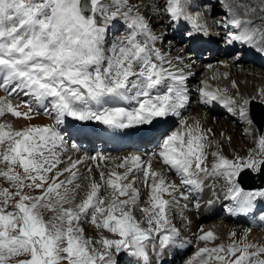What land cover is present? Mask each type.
I'll use <instances>...</instances> for the list:
<instances>
[{
    "label": "snow or ice",
    "instance_id": "6c2138e0",
    "mask_svg": "<svg viewBox=\"0 0 264 264\" xmlns=\"http://www.w3.org/2000/svg\"><path fill=\"white\" fill-rule=\"evenodd\" d=\"M239 7L245 8L243 16ZM224 8L229 43L264 52V15L257 24L250 18L257 9L246 0H224ZM153 11L166 14L170 26L183 25L189 40L211 35L195 0H162ZM121 22L125 34L106 47L109 27ZM149 24L126 0H0V90L8 97L23 95L28 108L20 112L0 98V116L31 120L33 112H43L55 120L54 126L22 130L0 125V178L12 189L0 188V264H121L117 257L127 255L135 264H148L149 247L161 253L179 235L171 226V207L177 194L187 199L181 188L200 187L201 174L224 179L229 213H247L257 198L264 200V189L246 191L239 180L245 171L264 173V137L247 160L213 153L217 159L209 168L207 134L182 115L191 102V66L157 47L162 38ZM199 92L204 104L233 103L207 85ZM239 114L245 116L243 107ZM177 117L180 128L166 127ZM69 121L152 136L156 147L147 160L130 155L107 174L101 170L97 181L79 172L82 160L64 159L61 126ZM153 159L174 171L179 185L155 170ZM138 184L148 191L147 207ZM134 210L144 214L143 221ZM85 221L111 238H86ZM216 238L211 231L198 237L206 245ZM262 256L264 246L233 239L227 246L199 248L188 264H264Z\"/></svg>",
    "mask_w": 264,
    "mask_h": 264
},
{
    "label": "bare ground",
    "instance_id": "6f19581e",
    "mask_svg": "<svg viewBox=\"0 0 264 264\" xmlns=\"http://www.w3.org/2000/svg\"><path fill=\"white\" fill-rule=\"evenodd\" d=\"M126 2H128V0H126ZM155 2H156V0H149V2L145 3V7L142 8L143 13H144L143 15L146 16V18L149 20L150 24H155V28H158L159 32H161L160 36H164L166 33H164L162 30H160V27L158 26L161 24L163 17L160 15H156L155 12L153 11V6L156 4ZM216 2H217V0H213V3H211V4L207 3V5L203 6L202 0L195 1L196 10L202 15L203 19L205 21H207V24L209 25V27L212 28V30L210 31V28H209V31L211 33L210 37H205L203 39H196V40H194L195 42L193 44L190 43L191 47H192V45H194L193 47H195L192 51L194 53L190 54L192 56V58L188 57L189 54H184V48L182 47V45H180V44L178 45V42L173 43L170 40L169 42L165 41V42L159 43L157 41V47L161 48L162 51H164L165 53L170 54L173 59H175L178 56H183L184 57V64L192 65L189 70L193 71L194 73L188 79L187 87L189 90L190 98L191 97H194V98H193V101L190 100L191 103L193 102L192 106H190L188 104L187 108L183 111V112H188L187 113L188 119L187 120L185 119L187 124L192 125V126L199 124V126L207 134V137L210 140L215 141L216 146L219 148V151H221L222 153H224L226 155H229V159H231V160H236L237 158L245 159V156L248 154L249 151L251 152L250 155L256 154L255 150L256 149L259 150V147H260L259 141H253L251 143L252 138H260V137H258L259 135L257 134L256 128L254 126L255 124L252 122V119L250 116V103L253 102V100L264 101V81L262 83H253L252 84L251 82H247V81L245 82L244 79L242 78V76H244L246 74H248V76H249V74H252V72H254V69L244 67V65L248 59L250 60L248 62L252 63L253 66H256L257 68H260V71L264 68V58H262L260 56V54H262V53L264 54V52H261L259 49L253 50L251 48L241 46L240 48L242 49L243 54L245 53L243 56L244 59H242L239 63H237V62L234 63V62H232L233 60H231L229 62L228 60L226 61L225 59H223V57H219L220 60L219 59L218 60L222 61L224 63L221 64V62H219L217 60H215V62H213L212 64L209 63V65H210L209 69H211L210 71L212 72L210 74V76H207L206 78L203 77L201 79L200 86L197 87L194 84V82L192 80H193V77L196 76L195 71L200 69V68L206 67V65L203 64L202 59H200L201 57L200 58L198 57L199 56L198 53H200V50L202 49V47L205 44H207L209 46V48L205 50L207 53L211 52L210 48H213L214 51L216 50V48H215L216 40L215 39H218V36H217L218 34L216 35L213 32L217 33L216 32V30H218L217 29L218 28L217 27L218 26L217 21L219 19H227V18H224L223 16H221L222 14H225V11H223V13H220L221 15L218 16V13H219L218 8L220 6L215 5ZM247 4H250L251 6H253L254 8L257 9V11L250 18L253 19L254 21H256L257 24H259L260 17L262 15H264V12L259 11V9L264 8V4L261 3V0H251V1L247 2L246 5ZM198 7H201V8H198ZM140 9H141V7L137 8V10H140ZM211 9H212V12H211ZM236 11L239 12L241 15H244L245 8L239 7L236 9ZM210 16H211V20L208 19V17H210ZM219 25L223 26L224 24L220 23ZM109 28H111V27H109ZM151 30H153V29H151ZM258 55H259V57H258ZM219 64H220V66L223 65V69H220ZM210 71L208 70L209 73H210ZM208 72H207V75H209ZM233 74H236L235 76L236 77L238 76V78H236V77L234 78ZM200 75L201 74H199V76ZM256 75H257V73H256ZM256 75L254 78H256ZM229 76H232V77L229 78ZM248 76H247V79H248ZM263 76H264L263 74L259 75V77L261 79L263 78ZM208 78L211 80V84H209L210 82L206 81ZM235 79H237V80H235ZM205 85H207V88L209 90L215 91V92H217L218 95L232 100L233 103L231 105H225V104H222L220 101H215V102H209L208 104H204L202 102L201 97H200L199 90L201 88H204ZM220 86H222L223 88H225L227 90L233 91L236 95L241 96L240 100H242V99L244 100L242 102V104L244 105L242 107L245 111L244 117L240 116V114H239L240 111L238 112V115L235 117V114L237 111L236 110L237 106L235 107V101L231 96H230L231 97L230 98L229 96L227 97V95H224L223 94L224 91L222 93V89L221 90L218 89V88H220ZM259 91H261L260 95H258ZM228 93H229V91H228ZM6 96H7V93H4L3 90H0V98L7 99ZM230 107L232 108V111H229ZM225 110H227V111L225 112ZM22 111L27 112L28 108L26 106H22ZM224 112L227 115L224 114ZM6 117H9L11 119H15L10 113H6L4 116H0V120L2 118H6ZM218 120H220V121H218ZM218 122L220 125H218ZM11 124H14V126H16L18 128H26L30 125L54 126L55 120L54 119L50 120L49 117H46L43 114H40V113L37 114V113L33 112L31 120L23 118L21 121L13 122ZM93 125H96L99 128L97 131L98 132L97 134H100L103 136H104V134L108 135L109 133L112 135H117V138L114 139V141L116 143H112L110 146H108V148H110L112 150L116 151L123 144L135 143V141H121L122 138H120V136H119L121 132H113L111 130H105L103 127H101L98 124L92 123V124H89L87 127H79L78 128L77 125L71 121L66 122L65 125L61 126V128L64 130L63 131L64 142L71 135H74L76 137H82L84 135L92 136L93 134L90 135L89 133H87V130L89 128H91ZM94 136H96V135H94ZM105 140H108V138H105ZM255 140H257V139H255ZM73 145H75V144L73 143V144H71V146L67 145V147H65V151H64L65 161H67L68 157H71L72 160H76V159L82 160L83 163H81L78 166L79 172L81 174H84L85 176L90 175L92 178H94L97 181H99V172L101 170L107 174L110 170H112L115 167L116 164L121 162L122 158L128 156V155L122 154V155H115V156H107L106 157V155L104 156L102 154H97L95 157H105V159L93 160V159H91L89 152H91L92 149L94 148L92 146V145H94V143H90L91 150L89 149V146L86 145L88 147L83 148V150L77 151L73 148ZM240 146H244V147L248 146V148H250V149H249V151L247 150L246 153L242 155L241 153H238L239 149H241ZM105 147H106V145H105ZM205 151H206L207 155H209V153H211V149L209 148L208 145H207ZM150 153L151 152H149L148 154H150ZM148 154L146 157L143 156L142 158L147 160L149 158ZM160 164H162V162H160L159 160H157V159L152 160V166L155 170L162 172L169 182H174V183L179 185L180 182L176 181L175 179L169 180L168 174L174 173V171L169 170L164 165L162 167ZM88 169H91L90 174L88 172ZM118 171H123V170L118 169ZM175 176L178 177L176 174H175ZM212 178H213V176H207V175L201 174V185H200L201 189L200 190L198 188L192 189L191 193L195 196L199 195V197L203 198L206 194V191H207L206 187H207L208 183L212 180ZM81 183L84 185H87L88 180H83V181H81ZM223 183L224 182L220 181V182H218V185L224 186ZM5 185L7 188L11 189V186L9 184H5ZM137 187L141 188L142 195L146 194L148 196V191L146 188H144L143 185L138 184ZM182 191H189V190L182 188ZM246 191H253V190H246ZM101 194L104 195L105 193L103 194V191H102ZM82 195H83V192H81V196ZM186 196L189 197L190 195H186ZM165 197H167V196H165ZM209 197H211V194L209 195ZM147 199H148V197L146 198V200ZM223 199H224V196L222 197V200ZM204 201H206V200H204ZM200 203H203V202L201 201ZM185 205H187V204H185ZM188 205L191 206L190 203ZM219 205L220 204L217 202V199H216L210 203H204L202 205L192 206L191 209H188V210H180V212L183 211L184 216H183V218H181V216L178 217L177 221H179L182 224L186 223L185 222V216H191L193 214L192 217L194 219H192V222L190 223V225H188L189 227L187 228L188 229L187 235H189V237L187 238V241L181 242L180 245H178L179 242L175 239L174 245L172 244V246L166 248L167 249L166 256H169L172 254V253L171 254H168V253L170 252V250L175 249V247H174L175 244L179 247H182L183 245L189 244V242H191V241L196 242V239L200 236V234L197 231L198 228L199 227L203 228V223L209 217H213L219 213V210H218ZM146 207H147V205H146ZM254 210H255V213L260 211V210H264V200L257 198L256 201H254L252 208L247 213H242V214L244 215V217L245 216L249 217V214H251ZM196 212H197V215H196ZM133 214L136 217V219L138 221H140L137 210H134ZM142 216L144 217V215H142ZM231 219H232L231 214L227 213L224 216V219H221V220L226 221L227 224L229 223L228 224V227H229V226H231L230 225ZM238 219H240V218H237L235 216L234 220L236 221ZM234 225L232 228H229L230 230H228L227 228H225V226H226L225 222L221 221L220 225H217V227L213 224V226H215V230H216L215 232L218 234V237H219V235L222 237H225V238L231 237V231H233V233L236 234V236L234 238L233 237L229 238V239H231L230 243L233 242V239L243 240L244 242L249 241V240H253V244H256L259 246H264V221L263 220L259 224H256L257 226H255L254 228H248V229H246V231L244 230L245 228L235 227ZM258 225H260V226H258ZM89 227H90V230H88V231L94 233L95 236L90 238L89 235L91 233L88 235L87 232H85V230H84V235L86 238H90L93 241H95V239H96L95 237L99 236V238H100L101 235H107V233L102 232L100 229H97L92 224L91 225L89 224ZM89 227H88V229H89ZM212 230L210 229L209 231L212 232ZM107 236H109L111 238L110 234ZM224 241H226V240H224ZM227 241H228V239H227ZM222 242H220V240L217 242L212 241V242H209L205 246L215 247V246L221 245ZM157 243H158V241H157ZM230 243H225V244L229 245ZM148 253H149L148 264H159L160 263V262L157 263L158 259H155L154 252H152L151 247H149ZM127 257L128 256L117 257V258L120 260L121 264H127V259H128ZM175 259H177V257ZM135 260H136L135 257L132 259H129V261H132L133 264H135Z\"/></svg>",
    "mask_w": 264,
    "mask_h": 264
},
{
    "label": "rangeland",
    "instance_id": "374dc122",
    "mask_svg": "<svg viewBox=\"0 0 264 264\" xmlns=\"http://www.w3.org/2000/svg\"><path fill=\"white\" fill-rule=\"evenodd\" d=\"M160 1V2H159ZM203 1L204 0H202V5L204 6V5H207V3L205 4V2H204V4H203ZM249 1H251V0H246V3L247 2H249ZM146 2H149V0H128V2H127V4H128V6L129 7H131V9L132 10H136V8H140L141 7V9L142 8H144L145 7V3ZM156 4H158V5H160L161 3H162V1L161 0H156V2H155ZM155 4V5H156ZM217 4H219V3H217ZM216 5V4H215ZM220 5H222V4H220ZM143 6V7H142ZM218 6V5H217ZM222 9V11H223V8H221ZM220 9V10H221ZM164 17H166L167 18V15L166 14H163V13H161ZM221 14H218V16H220ZM225 18V17H224ZM209 20H211V19H209ZM222 19H219L218 21H221ZM226 20V19H225ZM222 22V21H221ZM162 23H164V22H162ZM224 22H222L221 24H223ZM227 23V22H226ZM218 24H220V23H218ZM228 24V23H227ZM152 26V27H151ZM159 27H160V30H162L164 33H166L164 36H162L163 37V39H164V42L165 41H170L171 40V42H173V43H175V42H178V45L180 44V45H183V44H185V42L186 41H188L187 40V38H185V35H184V30L185 29H183V31L182 32H179L178 30H174V29H172V25L170 26V23H167V24H164V27H162L161 26V24L160 25H158ZM222 26V25H221ZM218 27H220L219 25H218ZM150 28L151 29H153L152 30V32L154 33V34H156L157 32L158 33H160L161 34V32H159V29L158 28H155V24H153V25H150ZM171 28V29H170ZM210 28V31L212 30V28L211 27H209ZM155 29V30H154ZM158 29V30H157ZM170 30V31H169ZM229 31H231V29L229 28V30L227 31H222V32H218L219 34H221L222 35V38H220L219 39V42H221L220 43V45H219V47L221 48L220 49V52L218 53V54H216L217 55V58L215 59V58H213V59H211V58H206V59H204V58H200V56H201V54L200 53H198V57L200 58V59H202V61H203V64L204 65H206V67L205 68H200V69H198L197 70V73H195L196 74V76L195 77H193V82H194V84L198 87V86H200V82H201V79L203 78V77H207V76H210V74L212 73L210 70L211 69H209L210 68V65H209V63H213V62H215V60H217V61H219L220 59H219V57L220 56H222L223 57V59H225L226 61L228 60L229 62L231 61V60H233L232 62H237V63H239L242 59H244V57H241L240 58V55H243V52H242V49L241 48H232L233 49V51H231L230 50V48H231V46L233 45V44H231V43H229V41H228V33H229ZM158 33L156 34V35H158ZM214 34H218V33H215V32H213ZM125 34V32H124V28H122L121 26H118V27H116V29H115V27H111V28H109V30H108V37H107V39H108V44L106 45V47H110L111 46V43H112V41L113 40H116V39H119L120 37H122L123 35ZM180 37H184V39H182V40H180L179 38ZM156 46H157V44H156ZM192 46H194V45H192ZM235 47H236V45H235ZM238 47H241V45H239ZM184 48L186 49V52H190L191 50H189V49H187L188 48V46L187 45H185L184 46ZM189 48H192L191 46L189 47ZM193 48H195V47H193ZM216 51V50H215ZM206 52V51H205ZM184 54H187V53H185L184 52ZM204 54H207V52L206 53H204ZM238 54V55H237ZM263 54V53H262ZM219 55V56H218ZM226 55V56H225ZM225 57V58H224ZM259 57V56H258ZM219 59V60H218ZM211 61V62H210ZM248 61H250L249 59L246 61V63H245V65H244V67H248V68H251V69H254V72H252V74H249V76H248V74H246V75H244V76H242V78L244 79V81L246 82H251L252 84L253 83H262L263 81H264V76H263V78L261 79L260 77H259V75L260 74H263L264 75V68L260 71V68H257L256 66H253V64L252 63H249ZM219 62H221V64L222 63H224V62H222V61H219ZM208 64V65H207ZM219 66H220V64H219ZM220 69H223V65L222 66H220ZM257 69V70H256ZM208 70L210 71V73L208 72ZM263 71V72H262ZM192 73H194L193 71H191ZM207 72L209 73V75H207ZM256 73H257V75H256ZM259 73V74H258ZM199 74H201L200 76H199ZM232 75V74H231ZM236 74H233V76H234V78L236 77L235 76ZM252 77H251V76ZM255 75H256V78H254L255 77ZM247 76H248V79H247ZM230 77H232V76H229V78ZM236 78H238V76L236 77ZM261 79V80H260ZM235 80H237V79H235ZM207 82H210L209 84H211V80L208 78L207 80H206ZM255 81V82H254ZM221 84V83H220ZM219 90H221L222 89V93H223V91H224V95H227V97L229 96H231L233 99H234V101H235V107H236V114H235V117L238 115V112L241 110V107L242 106H244L243 104H242V102L244 101L243 99L242 100H240L241 99V96L240 95H236L233 91H231V90H227V89H225V88H223L222 86H220V88H218ZM227 91V92H226ZM228 91H229V93H228ZM4 92V91H3ZM5 93V92H4ZM234 93V94H233ZM261 94V91H259L258 92V95H260ZM234 95V96H233ZM230 97V98H231ZM6 98L7 99H11L10 100V102L12 103V105L13 106H19L18 107V111H20V112H23L22 111V106H24L23 105V101L26 99V97H24L23 95H20V96H18V97H16L15 95H13V97H8V94H7V96H6ZM236 98V99H235ZM191 103V102H190ZM193 103V102H192ZM192 103L191 104H189L190 106H192ZM238 108V109H237ZM219 110V109H218ZM227 110H225V112H226ZM224 112V114H226ZM187 113L188 112H186L185 113V115L183 116L184 117V119H188V116H187ZM40 114H43L44 116H46V117H49L50 118V120H53V118L51 117V116H49V115H45L43 112H40ZM223 114V115H224ZM227 115V114H226ZM186 117V118H185ZM15 119H11V118H9V117H6V118H2L1 120H0V125H5L6 127H5V131H7L8 130V128H11L12 130H22V129H24V128H18V127H16V126H14V124H11V123H13V122H17V121H21L22 119H23V117H20V118H16V117H14ZM218 121H220V120H218ZM179 123V119H177V118H173V120L169 123V125H167L166 127H168L169 129H171V128H173L175 125H177ZM11 124V125H10ZM218 125H220L219 124V122H218ZM255 126V128H256V131H257V134L259 135H257L258 137H260V138H252L251 139V143L253 142V141H259L262 137H264V128L262 129V130H259V128L257 129V127H256V125H254ZM177 129V128H176ZM89 131H90V128L87 130V133H89ZM97 131H98V129H97ZM96 131V133H93V137H92V139H89V138H87L88 136H86V135H84V136H82V137H76V136H74V135H71L70 136V138H71V141H72V143L74 142V143H76V145L75 146H79V145H82V146H85V148L86 147H88L89 146V149L91 150V145H90V143H92V141H93V143L94 144H96V146L95 145H92L94 148L92 149V151L91 152H89L90 153V157H95L97 154H105V152L107 151L106 149H104L103 148V145H102V138L101 137H97V138H95L96 136H94V135H96L98 132ZM92 132L90 131V133L89 134H91ZM260 133V134H259ZM88 134V135H89ZM69 138V137H68ZM67 138V139H68ZM78 138V139H77ZM95 138V139H94ZM66 139V140H67ZM255 139H257V140H255ZM107 140H105V138H104V141H103V144H106L105 142H106ZM121 141H125V140H123V139H121ZM147 141H150V139H148ZM207 145L209 146V148L211 149V153H209V155H207V160H206V162L208 161V157L210 156V155H212L213 153H222L221 151H219V148L216 146V143H215V141H213V140H210L208 137H207ZM66 142V141H65ZM113 143H116L115 141L113 142ZM78 144V145H77ZM86 145H88V146H86ZM82 146H80V147H82ZM108 146H110V145H108ZM108 146H107V148H108ZM241 147V149H239V151H238V153H241L242 155L243 154H245L246 153V151L248 150L249 151V149L250 148H248V146H240ZM82 148H84V147H82ZM80 150H82V149H80ZM112 151H115V150H112ZM255 152L256 153H258L259 152V150L258 149H256L255 150ZM251 152L249 151L248 152V154L245 156V160H247L251 155ZM114 155H120V154H118V153H116V154H114ZM113 155V156H114ZM122 155V154H121ZM221 155H223L224 157H226V158H228V156L229 155H226V154H224V153H222ZM253 155V154H252ZM107 157V156H106ZM117 158V157H116ZM258 158H261V157H258ZM0 166H3V167H0V169H3L4 168V165L3 164H0ZM222 178H220V179H218V180H221ZM3 182V183H2ZM222 182H224L223 184H225V181H222ZM5 184H9L7 181H5L3 178H0V188H7L6 187V185ZM2 185V186H1ZM219 186V185H218ZM8 189H10V188H8ZM264 189V188H263ZM11 190V189H10ZM261 190V189H260ZM253 191H256V190H253ZM190 193H191V191H190ZM32 195H39V192L38 191H36V192H32L31 193ZM103 194H104V192H103ZM104 195H106V193L104 194ZM145 195V196H144ZM144 195H142V197H141V203H142V205L143 206H145L146 207V204L144 203V201H146V198L148 197L146 194H144ZM146 197V198H145ZM222 197L223 196H221V198L220 199H217V202L220 204V201L222 200ZM203 202V200H200L199 201V203L197 204V205H195V206H198V205H202V204H204V203H200V202ZM185 205V204H184ZM188 205V204H187ZM221 205V204H220ZM186 206V205H185ZM7 210H9V211H11L12 209H11V207H9ZM218 210H219V208H218ZM171 211V210H170ZM220 211V210H219ZM137 212H138V215H139V220L140 221H143V219H144V217L142 216V215H144L140 210H137ZM253 212H255V210L253 211ZM252 212V213H253ZM182 213V212H181ZM220 213L221 214H223L224 212H223V209H222V211H220ZM252 213L251 214H249V216L250 215H252ZM50 214L49 213H45V218L47 219L48 218V216H49ZM196 215H197V213H196ZM183 216H184V214H182L181 215V218H183ZM193 214L191 215V216H185L186 218H185V224H183V226H185L186 228H188L189 226L188 225H190V224H188L187 223V221L189 220V218H190V220L191 219H194L193 217ZM215 216H217V215H215ZM215 216H213L214 218H209L208 220H206V223L204 222L203 223V228L201 229L200 227L198 228V233H205V232H208L210 229L212 230V231H216L215 230V226L217 227V225H220V222L222 221V222H225L226 223V226H225V228H227L228 230H230L229 228H232L233 226L231 225V226H229L228 227V224H227V222L226 221H223V220H221L222 218L220 217V216H218V217H215ZM247 218H249V217H247ZM235 219V218H234ZM89 224L91 225V223L90 222H87V221H85L84 222V224L82 225V227H83V229L85 230V232H87V234L89 235L90 233V235H89V237L91 238V237H93V236H95L94 235V233H92V232H89L88 230H90V227H89ZM213 224L215 225V226H213ZM87 227H86V226ZM234 225V224H233ZM94 226V225H93ZM145 226V225H144ZM213 226V227H212ZM235 227H241V226H238V225H234ZM88 227H89V229H88ZM224 227V226H223ZM243 228H245L244 230L246 231V229H248L249 227H247V226H242ZM185 228V229H186ZM210 228V229H209ZM187 230V229H186ZM201 230V232H199ZM214 232H213V234H214ZM106 233V232H105ZM216 233V232H215ZM233 233V231H231V234ZM187 234H188V232H187ZM217 234V233H216ZM107 235H109V233H107ZM111 235V234H110ZM215 235V234H214ZM188 237H189V235H188ZM187 237V238H188ZM217 237H218V234H217ZM231 237H232V235H231ZM231 237H222V236H220L219 235V239L218 238H216L214 241L215 242H217V241H219L220 240V242H222V243H230V241H231V239H229V238H231ZM96 239L95 240H97L98 238H99V236H97V237H95ZM198 239V238H197ZM227 239H228V241H227ZM222 240V241H221ZM224 240H226V241H224ZM158 241V243H159V240H157ZM157 241H156V243H157ZM253 243V240H249V241H245V243ZM180 243L181 242H179L178 243V245H180ZM191 244H190V247L185 251V252H183L182 253V256H180V259L179 258H177V259H175L176 257H174V258H170V259H168V260H166V258H163L162 256H163V254H164V252H165V254H167V249L163 252L162 251V253L160 254L161 256H158L159 257V259H160V262L162 261V259H164V261H165V264H186V260L189 258V255H191L192 254V252H193V250H194V244L196 243V242H193V241H191L190 242ZM173 245H174V243H173ZM202 247H205V245L204 246H202ZM201 247V248H202ZM171 253H173L174 254V249H172V250H170V252L168 253V254H171ZM179 255V254H178ZM128 256V255H127ZM262 259H264V256H262L261 257ZM171 261V262H170ZM128 262H129V259H127V264H128ZM188 262L189 261H187V264H188ZM12 264H14V261L12 262Z\"/></svg>",
    "mask_w": 264,
    "mask_h": 264
},
{
    "label": "water",
    "instance_id": "95a60500",
    "mask_svg": "<svg viewBox=\"0 0 264 264\" xmlns=\"http://www.w3.org/2000/svg\"><path fill=\"white\" fill-rule=\"evenodd\" d=\"M254 110H257L253 112V116H254V119H255V122L257 123V125L262 129L263 125H264V104H259L256 105L254 107ZM249 172V171H247ZM250 173V178L251 180L253 179L252 175H254L251 171L249 172ZM259 181H257L255 184H258V185H263L264 184V173H259ZM254 181V180H252ZM246 185V184H245ZM252 186V184H251Z\"/></svg>",
    "mask_w": 264,
    "mask_h": 264
}]
</instances>
